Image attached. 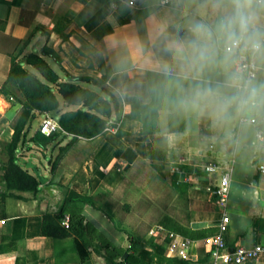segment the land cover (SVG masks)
I'll use <instances>...</instances> for the list:
<instances>
[{"label":"crops","instance_id":"obj_1","mask_svg":"<svg viewBox=\"0 0 264 264\" xmlns=\"http://www.w3.org/2000/svg\"><path fill=\"white\" fill-rule=\"evenodd\" d=\"M205 2L0 0V88L13 90L7 82L13 58L37 54L60 80L108 102L104 114L91 110L105 120L103 131L92 136L61 125L65 112L89 108L67 102L55 89L59 106L28 122L27 140L22 138L18 147L25 149L17 156L24 169L40 175L38 191L7 190V160L1 156L0 264H114L127 262L130 255L136 264H166L160 256L175 258L172 264H211L204 239L224 213L231 217L230 245L264 247V145L257 139L264 110L247 121L236 117L217 123L207 114L185 111L181 118L175 110V87L159 98L156 117L150 108L141 113L144 120L133 116L134 100L153 103L148 71L164 74L165 64L173 67L172 76L179 71L169 51L171 42L187 38L193 22H215L210 6L208 15L198 14ZM50 50L60 54L64 68ZM23 67L48 81L27 59ZM79 77L95 82L73 80ZM203 79L215 84L225 74L206 69ZM253 82L264 83V75ZM8 97L0 92L2 151L13 138L12 122L21 104ZM48 114L60 127L39 145L35 132ZM171 119L184 128L171 129ZM213 163L233 164L226 201L215 191L221 169L214 173L206 168ZM48 184L57 185L54 195L45 189ZM73 191L86 200L72 195L66 203ZM60 214V228L51 234L47 218ZM146 252L153 255L152 262ZM243 264H264V251Z\"/></svg>","mask_w":264,"mask_h":264},{"label":"clouds","instance_id":"obj_2","mask_svg":"<svg viewBox=\"0 0 264 264\" xmlns=\"http://www.w3.org/2000/svg\"><path fill=\"white\" fill-rule=\"evenodd\" d=\"M209 6L214 23L193 22L187 38L169 45L179 69L174 103L185 112L207 114L217 123L250 119L264 110V83L256 84L245 75L246 61L264 63V0H206L198 9L202 18ZM212 68L223 70L224 81L213 84L203 79L205 70ZM163 72L171 77L173 67L165 64ZM184 81L190 82L187 89Z\"/></svg>","mask_w":264,"mask_h":264},{"label":"trees","instance_id":"obj_3","mask_svg":"<svg viewBox=\"0 0 264 264\" xmlns=\"http://www.w3.org/2000/svg\"><path fill=\"white\" fill-rule=\"evenodd\" d=\"M27 62L33 64L36 67H45L49 71V75L46 71L43 70L42 75L49 81H44L41 78L37 77L35 74L29 72L23 67V62L17 60V58H13L11 71L9 74V79L7 82L16 81L18 84H21L22 88L26 90L27 101L24 102L23 108L20 110L19 118L16 124H14V135L11 142L6 144V148L9 151V158L7 161V169L4 173V179L7 190L17 189V190H24V191H38L39 186L42 183V179L39 174H32L26 169H24L18 162L17 156V149L19 147V142L22 140L23 136L26 133L24 129L26 124L33 118L36 117V113L34 110L40 111H50L56 109L59 106L58 97L54 91V87L52 85L58 81L59 76L58 74L51 68L47 61H45L41 56L37 54H30L27 56ZM148 79H149V87L151 92L154 96V100L152 104L143 105L139 103L137 100H134L133 103V116L137 117L138 119L144 120L141 116V113L146 111L147 109H151V114L153 117L157 116V108H158V101L160 97L169 96L175 90V83L174 79L175 76H166L163 73H159L156 71H148L147 72ZM28 78L29 84L25 85V79ZM18 79V80H17ZM87 80L95 82V79L92 77H79L73 78V80ZM189 81H184L183 84H189ZM32 84L37 85L36 89H32ZM26 87H25V86ZM59 92L64 96L67 102L69 103H83L87 109H79L77 111H69L62 114L60 117L59 122L61 125L69 132L82 134L85 136H92L99 132H102L105 127V120L102 116L97 113L92 112L91 110L96 109L101 113L108 112V102L105 100L101 95L98 93L91 91L89 89L83 88L80 85L72 82V81H63L60 85ZM69 89H75L77 94L73 95L72 92L67 91ZM7 85H3L0 88V91L4 90L7 92L8 90ZM176 113L183 117V110L177 108L176 106ZM184 128V124L182 126H178V124L174 123V120L171 119V129L173 130H180ZM51 135H45L40 130L34 136V142L39 145H44L46 142L49 141ZM75 197L76 200H86V198L74 191L69 194L66 203L73 200ZM61 218L60 215H49L47 218L48 226H50L51 234H55L58 231L59 221ZM48 228L45 226V232ZM156 249L159 253H163V247L155 244ZM150 256V262L153 261V255L151 253H147ZM87 255V253H84ZM134 255H130L127 258V262H118L114 264H136L134 260ZM160 261H165L166 264H172L173 262H177L175 258H164L159 257ZM179 263V262H178Z\"/></svg>","mask_w":264,"mask_h":264},{"label":"built area","instance_id":"obj_4","mask_svg":"<svg viewBox=\"0 0 264 264\" xmlns=\"http://www.w3.org/2000/svg\"><path fill=\"white\" fill-rule=\"evenodd\" d=\"M171 1V0H165ZM248 63V68L245 70V75L247 78L255 81L259 78L261 73L264 75V65L259 61L254 64L252 61H246ZM264 112V111H263ZM248 118H241V121H247ZM60 127L57 119L51 115H46L42 120L40 125V131L45 135H51L57 131ZM258 141L264 145V127H259L257 131ZM2 146L0 145V172L3 166L1 159ZM221 164H208L206 166L207 170L210 172L217 173L221 169L219 177L217 178V183L215 184V191L221 196L223 201H226L230 193L232 175H233V164L226 163L224 167ZM262 171H264V164L261 165ZM179 171L180 168L176 167ZM231 223V217L228 213H224L222 219L217 225L216 230L205 237L204 241L209 247V256L211 264H243L261 256L264 251V247L260 244L253 247H246L244 245L232 246L228 243L227 233L229 231Z\"/></svg>","mask_w":264,"mask_h":264},{"label":"rangeland","instance_id":"obj_5","mask_svg":"<svg viewBox=\"0 0 264 264\" xmlns=\"http://www.w3.org/2000/svg\"><path fill=\"white\" fill-rule=\"evenodd\" d=\"M51 52V53H50ZM49 54H52V56H54V58L61 64V66H62V68H64L63 67V65H62V63H61V56H60V54H58V53H56L55 51H49ZM27 56H28V54H26V55H24V56H22L21 58H18L17 60H19V61H21V62H24L25 61V59L27 58ZM24 59V60H23ZM70 65H71V63H70ZM71 66H73V64L71 65ZM37 69H38V72L40 73V74H42V72H43V70L44 71H46L47 72V74L49 75V71L47 70V69H45V67H36ZM36 75V74H35ZM37 77H38V75H36ZM43 76V75H42ZM43 77H45V76H43ZM18 80V79H17ZM63 81H66V80H60V79H58V81H56V83L53 85V87H54V89L55 90H59L61 87H60V85H61V83L63 82ZM23 82H25V85L27 86V84H29V80H28V78H26L25 79V81H23ZM12 84L14 85L13 87H12V89L13 90H10V89H8L7 90V92H5L4 90L2 91H0L2 94H5L6 96H9L8 98H10L9 100H11L13 103H14V105H16V103H17V101L18 102H20L19 104H20V110L23 108V106H24V102L25 101H27V96L25 95L26 93V90L29 88V87H26L25 85V87L27 88V89H25V88H22L21 87V84H18L16 81H13L12 82ZM32 89L34 90V89H36L38 86L37 85H33L32 84ZM14 88H15V90H14ZM66 88H68L67 89V91H69V92H72L73 93V95H75V94H77L76 92V90L75 89H69L70 87H66ZM15 91V92H14ZM9 93V95H7ZM15 107L16 106H14V107H12L13 109H15ZM19 109V108H18ZM20 110H19V112L15 115L14 113H15V110H12L13 111V114L12 115H15V119L13 118V122H12V124H16L17 123V121H18V118H19V114H20ZM34 112L36 113V116H38V115H44L47 111H40V110H34ZM11 115V116H12ZM28 124V123H27ZM27 124H26V126H25V129L27 128ZM14 126V125H13ZM25 131V130H24ZM39 131V129L38 130H36V132H35V134L37 133ZM23 133H25V132H23ZM23 138L25 139V141L27 140V137H25V135L23 136ZM25 145V144H24ZM20 147V146H19ZM25 148H24V146H21V148H19V149H17V151H19L18 153H20L21 151H23ZM2 153V158H3V160L4 159H6L7 161H8V158H9V151H8V149L5 147V146H3V151L1 152Z\"/></svg>","mask_w":264,"mask_h":264},{"label":"water","instance_id":"obj_6","mask_svg":"<svg viewBox=\"0 0 264 264\" xmlns=\"http://www.w3.org/2000/svg\"><path fill=\"white\" fill-rule=\"evenodd\" d=\"M57 188L58 187L55 184H48V185L45 186V189L52 195L55 194V191L57 190Z\"/></svg>","mask_w":264,"mask_h":264}]
</instances>
